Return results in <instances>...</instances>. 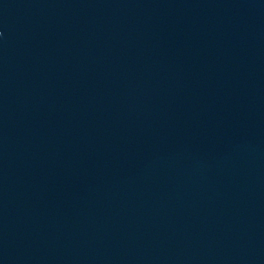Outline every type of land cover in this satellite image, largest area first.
Returning a JSON list of instances; mask_svg holds the SVG:
<instances>
[{"label":"water","instance_id":"1","mask_svg":"<svg viewBox=\"0 0 264 264\" xmlns=\"http://www.w3.org/2000/svg\"><path fill=\"white\" fill-rule=\"evenodd\" d=\"M0 264H264V0H0Z\"/></svg>","mask_w":264,"mask_h":264}]
</instances>
